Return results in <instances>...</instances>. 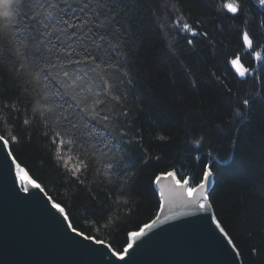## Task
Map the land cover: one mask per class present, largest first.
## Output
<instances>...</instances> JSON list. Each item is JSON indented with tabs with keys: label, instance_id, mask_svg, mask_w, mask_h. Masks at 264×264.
<instances>
[{
	"label": "trees",
	"instance_id": "obj_1",
	"mask_svg": "<svg viewBox=\"0 0 264 264\" xmlns=\"http://www.w3.org/2000/svg\"><path fill=\"white\" fill-rule=\"evenodd\" d=\"M227 2L119 0L121 19L131 24V42L111 53L93 82L101 97L111 85L122 101L109 98L111 111L102 113L112 116L105 135L121 159L111 174L103 167L111 153L105 158L97 152L87 176L81 175L85 183H78L58 159L51 139L54 125L33 119V108L20 100L8 110L0 99V134L9 138L23 172L65 209L73 227L116 252H123L129 233L157 216L158 175L175 170L181 180L191 176L194 187L208 164L215 217L242 264H264V6L241 0L242 11L234 16L222 7ZM177 19L197 34L179 30ZM243 30L253 38L251 49L243 43ZM255 52L261 53L259 59ZM237 57L248 69L245 77L236 73L232 61ZM10 59L11 54L0 59V91L22 99L27 85ZM237 97L251 104L230 119L240 107ZM12 135L17 141H11ZM197 139L201 144L194 143ZM68 154L63 153L65 159Z\"/></svg>",
	"mask_w": 264,
	"mask_h": 264
},
{
	"label": "snow or ice",
	"instance_id": "obj_2",
	"mask_svg": "<svg viewBox=\"0 0 264 264\" xmlns=\"http://www.w3.org/2000/svg\"><path fill=\"white\" fill-rule=\"evenodd\" d=\"M257 2L264 6V0ZM222 7L234 16L242 11L241 0H229ZM174 24H182L179 29L181 31L193 36L197 34L195 28L179 19ZM261 24L264 25V20ZM130 33L131 24L120 16L119 0H0V59L11 54L14 59H10V62L16 68L22 83L27 85L23 88L22 99L19 95L15 99L5 97L4 92L0 91L2 106L8 110L16 109V101L20 100L26 107L33 108L30 113L33 119L38 116L46 126L53 124L51 139L56 145L58 159L64 161L66 171L80 184L85 183L81 175L87 176L97 152L105 158L111 153L110 162L103 166L107 173L111 174L121 164L120 157L111 149L110 140L105 135L111 128L112 116L102 114L111 111L106 108L109 98L122 102L121 97L113 95L111 85L103 88L105 95L101 97L94 91L93 82L100 78L102 65H107L112 59L111 53L118 54L121 48H127L131 42ZM202 35L207 38L209 33L204 31ZM241 35L243 43L248 48H253V38L249 31L243 30ZM187 43L192 44L193 41L188 40ZM254 55L259 59L261 53L255 52ZM30 56L34 57L31 61L28 59ZM232 63L240 77L247 75L248 69L240 62L239 57ZM228 92L231 93L230 88ZM237 103L240 107L235 109L230 119H235L241 108H248L251 100L237 97ZM35 105L40 107L36 108ZM28 123L29 120L25 119L24 124ZM10 139L15 142L18 138L12 135ZM160 139L165 137L161 136ZM9 143V138L0 135V147L9 148ZM194 143L201 144V139ZM64 152L69 153L66 159ZM13 162L15 163V157ZM16 167L23 172L19 164ZM211 175V166L205 164L202 179L195 187L189 186L191 176L184 177L183 181L176 179V184L189 197H196L194 202L201 209H206L205 190ZM167 176L175 179L176 171L168 172ZM25 178L33 187L41 188L39 183L23 172L21 180ZM159 179L157 177V181ZM24 191L27 192L28 188L25 187ZM53 207L61 213L65 211L60 204L54 203ZM213 220L219 231L228 237L220 222L215 217ZM155 223L154 220L139 231L129 233L128 239L134 241L143 236L145 230ZM72 231L77 230L72 227ZM79 235L83 236L84 233L80 232ZM95 242L104 243L100 240ZM228 243L233 248L236 247L230 237ZM131 247L132 243L129 242L123 252L113 250V255L123 260Z\"/></svg>",
	"mask_w": 264,
	"mask_h": 264
},
{
	"label": "water",
	"instance_id": "obj_3",
	"mask_svg": "<svg viewBox=\"0 0 264 264\" xmlns=\"http://www.w3.org/2000/svg\"><path fill=\"white\" fill-rule=\"evenodd\" d=\"M7 149L0 147V264H242L238 249L234 248L237 259L218 239L212 221L178 200L176 187L163 177L167 173L158 175L159 181L155 179L163 204L147 223L155 220V225L140 236L128 259H107L103 246L110 244L96 243L98 239L81 236L77 229L73 232L70 219L68 225L54 211L42 186L43 194L37 197L22 190L10 161V146ZM207 184L208 194L213 175ZM208 200L215 216L209 194Z\"/></svg>",
	"mask_w": 264,
	"mask_h": 264
},
{
	"label": "bare ground",
	"instance_id": "obj_4",
	"mask_svg": "<svg viewBox=\"0 0 264 264\" xmlns=\"http://www.w3.org/2000/svg\"><path fill=\"white\" fill-rule=\"evenodd\" d=\"M2 149H4V150H8L7 148H3V147H2ZM10 161H11V163H12V165H13L14 174H15V176L17 177L18 183H19L20 186L22 187V184H21L22 181L20 182V174H22L23 172H21L20 170L17 169L16 164H18V163H17L16 161H15V163H14V162H13V159H12L11 156H10ZM20 169H21V167H20ZM163 177H165L167 180L172 181V183H173L172 187H176V191H177V195H176V197L179 198L178 200H184V201H185L189 206H191L194 210L198 211L202 217L208 218V219H210V220L212 221V226H213V228H214V232L216 233L218 239L221 240V241H222V242H223L228 248H230L231 251L233 252V254L235 255V257L238 259V255H237L236 250L232 247L231 244L228 243V238H229V237H225V236L219 231V229H218L217 226H216L215 221L213 220V217H215V216H214V214H213V211H212V209H211V206H210V203H209V200H208V194H207V192H208V184H207V186H206V190H205V191H206V195H207V199L204 200V203L207 205V207H206V209H201V208L199 207V204L196 203V202H194L197 198H196V197H189V196L187 195V192L184 191L179 185L176 184V179H178V177L175 178V179L172 178V177H169V176H167V175H164ZM207 183H208V181H207ZM24 187H27V188H28L27 193H31V194L34 195L35 197H37V196L43 194V191L41 190V188H35V187H33V186L29 183V181H26V182H25ZM194 187H195V186H194ZM22 190L24 191V188H23V187H22ZM165 196H166V195H165V192H164V190H163V201L165 200ZM197 196H199V193L197 194ZM45 199H46L48 202L51 203V206H52V208L54 209V211H55V212H56V213H57V214H58V215H59V216L65 221V223H67V224L69 225V219H68L69 217H68L66 211H64L63 213H61L58 209H56L55 207H53L54 202H53V203L51 202L50 197L47 196V197H45ZM55 203H56V202H55ZM56 204H57V203H56ZM61 207H62V206H61ZM66 217H67V218H66ZM215 219H216V218H215ZM148 229H149V228H148ZM148 229L145 230L144 235L146 234V232H147ZM137 231H139V230H137ZM76 234H77V233H76ZM144 235H143V236H144ZM139 238H140V237H137L134 241H130V242L132 243V247H131L130 249H128V252L124 255V259H125V260L128 259L129 256H130V254H131V252L135 251V249L137 248V240H138ZM103 249H104V255H105V257H106L107 259H110V260H113V261L121 260V259H119L118 256L113 255V250H111L107 244H104ZM124 259H123V260H124Z\"/></svg>",
	"mask_w": 264,
	"mask_h": 264
},
{
	"label": "rangeland",
	"instance_id": "obj_5",
	"mask_svg": "<svg viewBox=\"0 0 264 264\" xmlns=\"http://www.w3.org/2000/svg\"><path fill=\"white\" fill-rule=\"evenodd\" d=\"M22 175H23V173L20 174V182L22 181V180H21V176H22ZM178 179H179V178H178ZM26 181H29V180H28L27 178H25V179L21 182L23 188H25L24 185H25V182H26ZM181 181H183V180H181ZM189 186H192V187H193V185L191 184V182H189ZM129 242H130V240H129ZM127 245H128V244H127Z\"/></svg>",
	"mask_w": 264,
	"mask_h": 264
}]
</instances>
